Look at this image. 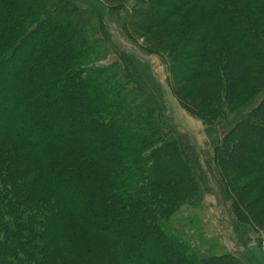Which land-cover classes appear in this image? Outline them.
Returning a JSON list of instances; mask_svg holds the SVG:
<instances>
[{
	"label": "trees",
	"instance_id": "1",
	"mask_svg": "<svg viewBox=\"0 0 264 264\" xmlns=\"http://www.w3.org/2000/svg\"><path fill=\"white\" fill-rule=\"evenodd\" d=\"M99 1L0 0V264H247L201 256L165 230L198 202L201 169L105 17L120 30L159 29L144 51L178 79L179 104L223 128L219 182L236 217L264 233V0ZM29 78L36 91L24 95ZM60 92L70 98L56 114ZM69 126L91 138L72 139Z\"/></svg>",
	"mask_w": 264,
	"mask_h": 264
},
{
	"label": "rangeland",
	"instance_id": "2",
	"mask_svg": "<svg viewBox=\"0 0 264 264\" xmlns=\"http://www.w3.org/2000/svg\"><path fill=\"white\" fill-rule=\"evenodd\" d=\"M86 1L94 8L101 10V2L99 0ZM152 19L157 21L159 16L153 15ZM177 20H180V18ZM105 21L107 33L114 41V44L117 45L118 49L123 50L126 55L132 57L136 69H138L139 74L151 89L155 100L161 108L167 126L174 132L173 134L178 138L179 142L182 141L188 144L196 156L201 169L203 184L198 187L200 189L197 197L198 202L182 209V214L179 212L173 218V221L170 220L165 224V230L173 235H176V232L181 233L182 239L189 240L201 256L230 253L235 254L247 264H264V253L261 251L260 246L261 239H264V233H257L236 217L232 201L225 188L219 182V174L213 163L214 148L222 136L223 128L204 124L199 113L193 112L179 104L171 92V86L178 82V79L169 75L168 70L164 66V58L162 56L152 51H144V49L147 50L150 47L148 38L156 39L159 29L153 28L145 35L127 27L120 30L112 20L106 19V17ZM128 33L133 35L131 40L128 38L129 36L127 37ZM195 36L198 37V35ZM137 46L141 47V49L138 50ZM245 50L247 49L245 48ZM260 51L264 53L262 47H260ZM245 83L249 84L248 81L241 80L238 85L242 87ZM35 87L29 78L28 86L24 87L25 89L21 93L30 95L36 91ZM2 89L0 88V90ZM41 89L46 93L44 86ZM259 97L260 95L256 100ZM68 98L70 96L66 92L57 93L53 97L52 101L57 108L53 110L54 113H59L58 109L62 108V101ZM73 101L71 99L70 102L75 104V101ZM67 111L70 113L71 119L76 120L78 118L76 111L69 107H67ZM84 115L82 114L81 116L83 117ZM8 127V122H5L0 117V129L3 130ZM67 130H69L68 134L73 136L72 139L79 136L82 139L91 138L86 127H83L82 134H74L71 132L70 126L67 127ZM37 139L30 138L26 140L28 143H34ZM92 143H94L92 147L95 148L96 140L93 139ZM182 159L183 157L179 158L189 170L194 169L192 163ZM37 176L39 177L40 175ZM2 181L3 178L1 183ZM60 188L64 191L66 197L72 196L71 191L62 186ZM262 191L261 187H259L253 193V196H260ZM178 216L182 217V219L180 217L177 218ZM111 229L116 231L118 226L113 225ZM151 255H154V259H160V255L157 253H147V257H151ZM173 257V253L167 255L169 259H173Z\"/></svg>",
	"mask_w": 264,
	"mask_h": 264
}]
</instances>
